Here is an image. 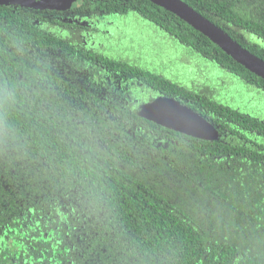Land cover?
Masks as SVG:
<instances>
[{
	"label": "trees",
	"instance_id": "obj_1",
	"mask_svg": "<svg viewBox=\"0 0 264 264\" xmlns=\"http://www.w3.org/2000/svg\"><path fill=\"white\" fill-rule=\"evenodd\" d=\"M183 1L264 59V0ZM82 2L93 51L0 4V264H264V79L149 0ZM130 16L167 39L132 51ZM157 96L217 139L139 116Z\"/></svg>",
	"mask_w": 264,
	"mask_h": 264
},
{
	"label": "water",
	"instance_id": "obj_2",
	"mask_svg": "<svg viewBox=\"0 0 264 264\" xmlns=\"http://www.w3.org/2000/svg\"><path fill=\"white\" fill-rule=\"evenodd\" d=\"M73 0H0V4H18L36 9L45 7L64 8ZM174 13L181 20L199 31L224 53L255 75L264 79V59L251 53L183 0H149ZM45 4V5H42ZM138 115L158 125L203 140H215L218 131L207 119L180 101L166 96H157L140 106Z\"/></svg>",
	"mask_w": 264,
	"mask_h": 264
},
{
	"label": "flooded vegetation",
	"instance_id": "obj_3",
	"mask_svg": "<svg viewBox=\"0 0 264 264\" xmlns=\"http://www.w3.org/2000/svg\"><path fill=\"white\" fill-rule=\"evenodd\" d=\"M9 5H12L14 7L19 6L21 8L25 7L20 6L18 4ZM28 9H31L37 14L33 16L36 22L39 18L45 19L44 24L46 26L50 25L51 27H53L51 33L57 34L60 41L66 42L69 45L70 42L73 41L75 43L76 51H81V49L83 50V48L88 51H93L97 49L98 44L96 43L95 46V28L97 23L102 20V12H100L101 10L98 7H94V11H90L91 8L84 5V2H82V0H73L69 6H66L64 8L58 9L54 7H41L39 9ZM93 40L94 45L91 46ZM88 42L91 43L89 46L87 45ZM56 56H60L59 48L56 51ZM122 81H118L120 85H122ZM101 84H104V82ZM248 101H251L254 104L253 101L255 100L252 98L251 94L250 99L246 98L244 103Z\"/></svg>",
	"mask_w": 264,
	"mask_h": 264
},
{
	"label": "rangeland",
	"instance_id": "obj_4",
	"mask_svg": "<svg viewBox=\"0 0 264 264\" xmlns=\"http://www.w3.org/2000/svg\"><path fill=\"white\" fill-rule=\"evenodd\" d=\"M116 24L117 26L118 25L127 26V28L124 30H129V27H131L130 32L131 34H133V37H132L133 43H131V46L129 49H131L132 51H140L141 53L145 48H147L148 50L155 49V46L152 45L153 40L149 39V37L151 36L147 35L149 32V29L150 31H152V33L150 32V35H152L154 39L156 38L158 40L157 45L167 39V37L158 35V33L154 31V27L151 26L149 28L150 25L148 23H145L141 19L132 18L131 16L127 18L126 20H119ZM118 35H120V33H118ZM128 43H130V39L128 40ZM166 65L167 64H165V66ZM208 66L211 67L210 68L211 71H216L214 66H211L210 64H208ZM207 70H209V68Z\"/></svg>",
	"mask_w": 264,
	"mask_h": 264
}]
</instances>
